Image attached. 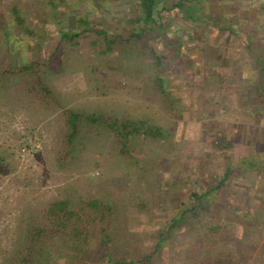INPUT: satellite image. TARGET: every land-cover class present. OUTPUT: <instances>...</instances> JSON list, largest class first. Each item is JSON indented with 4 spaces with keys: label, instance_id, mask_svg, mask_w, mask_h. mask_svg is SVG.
Here are the masks:
<instances>
[{
    "label": "rangeland",
    "instance_id": "obj_1",
    "mask_svg": "<svg viewBox=\"0 0 264 264\" xmlns=\"http://www.w3.org/2000/svg\"><path fill=\"white\" fill-rule=\"evenodd\" d=\"M159 2L165 8L183 2L202 21L165 11L163 29L148 30L142 42L127 46L120 40L134 30L139 0H57L55 8L48 0H0V264H106L91 254L105 247L111 261L135 264L130 261L150 251L161 226L183 213L191 190L218 181L226 185L222 201L252 220L253 229L242 227L238 236L257 249L244 247L240 264L248 254L247 264H264V207L258 202L264 197V117L246 109L258 63L244 41V32L253 31L264 55V0ZM85 19L104 34L62 39V30L80 32ZM181 39L178 59L170 45ZM157 59L169 98L177 102L172 112L152 79ZM68 110L146 120L171 135L169 155L159 141H134L145 173L117 154L106 128L89 124L81 126L88 143L67 155L62 114ZM244 157L259 169L235 171L231 182L224 178L225 167ZM68 197L75 201L70 212L47 213ZM237 218L206 203L201 211L189 210L174 243L153 264H178L190 241L207 235L204 226ZM85 227L86 250L79 252L65 233ZM104 228L107 246H100ZM33 229L41 234L29 244ZM29 245V255L19 257Z\"/></svg>",
    "mask_w": 264,
    "mask_h": 264
},
{
    "label": "trees",
    "instance_id": "obj_2",
    "mask_svg": "<svg viewBox=\"0 0 264 264\" xmlns=\"http://www.w3.org/2000/svg\"><path fill=\"white\" fill-rule=\"evenodd\" d=\"M57 0H48L49 6L55 8L57 6L56 4ZM197 1V0H192ZM140 5V14L133 18V22L135 24L134 30L131 34H129L127 39L120 40L122 44H126L127 46H130L133 41H140L142 42V37L146 33V31L151 30L153 28L163 29L162 24V14L165 11H173L175 12L178 10V14H182V16H187L189 20H192L196 23L199 21H202V19L198 16H195L194 14L190 13L188 9L185 8V5L183 2H179L170 8H165L159 0H139ZM188 13V14H187ZM15 14V13H14ZM17 23H21L20 18H16L15 20ZM212 27L217 28V25L214 24L213 20L210 19L208 21ZM81 24L83 25V29H79L80 32H67L62 30V39H67L70 42L75 41L79 35L83 32H91L98 37V35L104 34L103 32L99 30H93L89 27L88 23L85 20L81 21ZM208 24V26H209ZM92 29V30H90ZM244 37L247 42L246 48L253 52L254 57L258 63V66L256 68L257 72V81L255 83H252L249 85L248 89L246 90L247 98L249 100L247 105V112L250 114L262 115L264 117V55L263 50L261 46L257 43L258 36L253 31L244 32ZM182 38V36H181ZM117 42V38L115 37L113 40L108 41L110 45H113ZM170 47L173 49L174 54L177 56L178 59L183 57V50L185 49L183 45V40H179V42L170 45ZM162 67L161 60L157 59L156 68L154 69L152 79H154V83L156 86V89L158 90L160 97L163 98V101L165 104L169 107V109L172 111H175L174 107L177 102H174L173 99L169 98V93L167 91V83L166 80L162 78L160 72L158 71L159 68ZM191 70H187L186 76L192 78ZM39 82V81H38ZM40 87L41 84H40ZM43 91L52 96L51 93L46 92L45 88H42ZM161 98V99H162ZM64 125H65V132L63 134V144L68 148L67 155L71 154L73 150L77 147L76 145L79 143H85L87 144L88 139V133L86 131L81 130L82 124H89L92 126H98L101 128H106L108 132H110L113 136L115 146L117 148V154L120 157H124V159L131 161L135 165H140L142 169H146L145 173L149 169H147V166L141 164L137 161V159L134 156L133 152V144L134 141H137L138 139H142L143 141L154 139L156 141H159L165 146L166 152L169 155L168 151L170 148V140L171 135L167 133H163V129L157 126L149 125L146 120L142 119H116V118H109V117H103L101 115H94L92 113L90 114H83L81 111H72L68 110L65 113L62 114ZM212 131V130H210ZM215 134H219V130H213ZM212 131V133H213ZM81 132L86 133L85 139L81 142H78L80 139L79 134ZM226 132H221L222 139L225 140ZM228 141H232V136L229 138ZM78 142V143H77ZM91 144V143H90ZM166 154V156H167ZM173 157V156H172ZM259 169V166L255 159L250 157H244L240 160H237V162H233L232 165H227L225 167L224 172V178H229L232 176L231 174L237 175L235 171L239 172H252L253 169L255 170ZM236 180L232 179V181ZM231 182V180H229ZM224 181H218L215 182L213 185L206 186L205 190L202 191V189L198 190H191L189 196L187 197L183 210V213L178 214L175 218H173L172 223H166L161 226L158 234L155 237V243L153 247L150 249L148 253H143L141 255L136 256L133 260L130 261V263L135 264H153V260L157 259L159 260L160 254L163 252V250H166L168 243L172 242L174 243V239L176 237V230L178 229L179 224L184 220V217H186V213L190 210V212L193 211H201L203 209L204 203L208 205H213L214 207H217L218 209H224V212H228L232 210V212L235 213V215H238V223H232L229 222L228 219L226 220V224H207V226H204V233H207L205 236H200L198 238L193 239L188 244L182 260H179L178 264H240L239 257L241 254L242 249H246L250 247L249 249L251 251H255L257 244L249 243L248 245L240 239L238 236L240 233H243V231L240 232L243 229H253L252 220H247L243 216L242 212H238L236 210L231 209L228 204L224 203L222 201V189L226 187L224 185ZM170 188V187H168ZM250 191L255 192L254 187L250 188ZM224 194V193H223ZM256 194V193H255ZM258 196V195H257ZM254 199V197H252ZM251 198V199H252ZM252 199V201H253ZM251 201V203H252ZM75 202V201H74ZM72 201V198L68 197L67 200L51 205L47 207L46 211L47 213H54L58 214L61 211H64L66 209H70L75 206V204ZM254 202V201H253ZM258 202H261L264 207V197H259ZM94 204L89 206V209L94 208ZM171 205H168V209L171 208ZM248 217V216H247ZM96 220V219H95ZM95 220L91 221L89 225H91ZM249 221V222H248ZM88 225V226H89ZM231 225L232 228H228ZM243 227V229H242ZM238 228V232L235 231V229ZM41 231L33 229L29 232L28 240L27 242L30 244L32 242V239L35 238V236L40 233ZM87 228L83 229H73L72 231H68L65 233V235L68 238V241L78 244L81 246L79 252L85 251L86 248H84V245L82 243H85L86 237H87ZM100 239L102 240V245L107 246L106 240H108V234L105 228L101 230L100 232ZM212 241V243H210ZM169 243V244H170ZM246 247V248H244ZM31 249L30 245L26 246V251L24 249H21L17 251V255L19 257H22L23 255L28 256L29 250ZM91 254L94 255V257L98 256L99 258L104 259L106 264H122V262L119 261H111L109 252L107 251V248H99L98 252L91 251ZM252 258L251 255H247L246 263L247 264L250 259ZM27 259V258H26ZM17 257L15 260H12V262H17ZM11 262V263H12ZM125 264H129L126 263Z\"/></svg>",
    "mask_w": 264,
    "mask_h": 264
}]
</instances>
